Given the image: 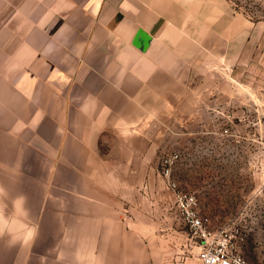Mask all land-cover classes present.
Returning a JSON list of instances; mask_svg holds the SVG:
<instances>
[{
  "label": "crops",
  "instance_id": "0c3cea01",
  "mask_svg": "<svg viewBox=\"0 0 264 264\" xmlns=\"http://www.w3.org/2000/svg\"><path fill=\"white\" fill-rule=\"evenodd\" d=\"M230 88L264 94V18L231 0H0V264H201L127 177L166 106L223 115Z\"/></svg>",
  "mask_w": 264,
  "mask_h": 264
},
{
  "label": "rangeland",
  "instance_id": "374dc122",
  "mask_svg": "<svg viewBox=\"0 0 264 264\" xmlns=\"http://www.w3.org/2000/svg\"><path fill=\"white\" fill-rule=\"evenodd\" d=\"M235 2L264 18V0ZM238 92L229 89L230 101L240 100L230 106L235 115L231 135L222 134L226 121L219 105L210 111L202 104L194 112L185 95L178 110L166 106L164 124L158 128L162 142L156 158L149 161L148 175L127 177L134 184V205H146L150 216L164 218L156 226L165 235L170 253L187 257L189 248L200 247L180 220L174 194L162 172V156L178 152L180 159L171 178L181 189L197 195L213 231L226 238L234 252L249 264H264V94L247 95L243 88Z\"/></svg>",
  "mask_w": 264,
  "mask_h": 264
},
{
  "label": "built area",
  "instance_id": "2783aa9c",
  "mask_svg": "<svg viewBox=\"0 0 264 264\" xmlns=\"http://www.w3.org/2000/svg\"><path fill=\"white\" fill-rule=\"evenodd\" d=\"M231 1L238 5L235 0ZM229 111L223 114V120L226 123L222 127V134L226 135H231L230 131L235 118L233 109L231 112ZM179 159L180 154L178 152L163 155L162 172L168 187L174 194L180 220L188 227L192 237L200 243L198 257L201 264H249L242 255L233 251L226 238L213 231L211 219L202 211L197 195L181 189L179 184L171 178L173 167Z\"/></svg>",
  "mask_w": 264,
  "mask_h": 264
},
{
  "label": "water",
  "instance_id": "95a60500",
  "mask_svg": "<svg viewBox=\"0 0 264 264\" xmlns=\"http://www.w3.org/2000/svg\"><path fill=\"white\" fill-rule=\"evenodd\" d=\"M135 41L138 45L141 44L139 46H141V49L144 50L150 42V37H147L146 34L141 30L138 32Z\"/></svg>",
  "mask_w": 264,
  "mask_h": 264
}]
</instances>
